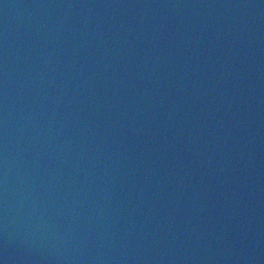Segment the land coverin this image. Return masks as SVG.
Returning <instances> with one entry per match:
<instances>
[{
  "label": "water",
  "instance_id": "water-1",
  "mask_svg": "<svg viewBox=\"0 0 264 264\" xmlns=\"http://www.w3.org/2000/svg\"><path fill=\"white\" fill-rule=\"evenodd\" d=\"M0 264H264V0H0Z\"/></svg>",
  "mask_w": 264,
  "mask_h": 264
}]
</instances>
